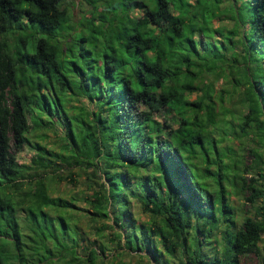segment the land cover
Listing matches in <instances>:
<instances>
[{"label":"trees","instance_id":"obj_1","mask_svg":"<svg viewBox=\"0 0 264 264\" xmlns=\"http://www.w3.org/2000/svg\"><path fill=\"white\" fill-rule=\"evenodd\" d=\"M84 1L0 0V264L264 260V0Z\"/></svg>","mask_w":264,"mask_h":264},{"label":"rangeland","instance_id":"obj_2","mask_svg":"<svg viewBox=\"0 0 264 264\" xmlns=\"http://www.w3.org/2000/svg\"><path fill=\"white\" fill-rule=\"evenodd\" d=\"M121 0H118L117 2H119ZM145 2V0H131L130 4H129V10H130V15L131 16H137L140 12L141 7L138 4H134L133 2ZM66 4L68 5V8L70 10H72L73 12V16H74V22L77 23L81 17H86L87 15L89 16L88 12L90 11V6L84 1V0H66ZM112 12H114L111 9ZM226 21V20H225ZM228 21H226L227 23ZM225 24V23H224ZM228 26L231 25V23L229 22L227 24ZM92 107V106H90ZM42 135L41 132L38 133H33L31 135V140L35 141L36 137L39 135ZM49 138L48 140L43 142V145L46 144L47 148L49 149H55L57 152L59 150L56 149L58 143L56 142V138L55 136L49 132L48 133ZM52 144L54 146H52ZM34 155V152L32 149H30L29 147H26L24 151L19 152L16 157L19 161V163L21 164H27L29 162L30 156ZM245 164H249L251 162V156L250 155H245L244 158ZM76 171V169L74 170ZM62 174H67L66 171H63ZM87 176L88 174H81L80 177H76L75 178V183L73 184H69L66 182H63L61 184V190H60V194L62 196H68V195H72L74 196L76 199H79V203H82V198L88 195V191H87V187L85 185V182L87 180ZM249 178V175L247 176ZM77 185V186H75ZM91 193V192H89ZM137 207H134V211L133 214L135 217L142 219L145 218L144 215L140 214V210H139V205H136ZM260 206V207H259ZM259 208L262 209L264 208L262 204L258 205ZM243 210L249 209V204L245 203L243 205ZM75 217L78 221H82L83 219H86V216H83L81 213H77L75 214ZM99 224H96V222L92 223V228L90 229L91 235L88 238V241L93 242L96 241V246L98 249L101 250V242L104 243V247H107L108 250H106L107 252L110 250V248L112 249L114 247L113 243L110 242H106V241H101V240H96V237L94 236V231L93 228L96 227L97 225H108L109 221L104 220L103 223L102 222H98ZM264 238V236H263ZM106 240V239H105ZM264 245H261V248L263 249ZM106 248V249H107ZM170 258L168 255H164V258ZM113 260L115 261L116 264H153V262L150 260V258L148 257V254H145L143 252H141V256L135 253H125V252H120V251H115L113 252ZM172 260H170V264H172L171 262ZM263 259L260 258V256H257L255 254H249L246 255L244 257H240L238 260V264H264ZM14 263L16 264V262L14 261Z\"/></svg>","mask_w":264,"mask_h":264}]
</instances>
